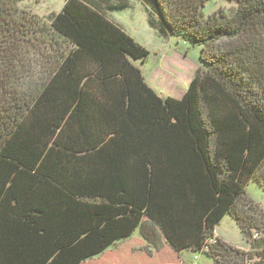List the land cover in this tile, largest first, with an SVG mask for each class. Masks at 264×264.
<instances>
[{
	"label": "trees",
	"instance_id": "1",
	"mask_svg": "<svg viewBox=\"0 0 264 264\" xmlns=\"http://www.w3.org/2000/svg\"><path fill=\"white\" fill-rule=\"evenodd\" d=\"M23 1L0 0V264H83L137 230L157 251L264 264L246 193L264 188V0L207 19L211 0H137L160 37L201 47L181 99L135 65L150 52L110 16L126 0H66L46 21ZM226 216L246 251L216 235Z\"/></svg>",
	"mask_w": 264,
	"mask_h": 264
},
{
	"label": "rangeland",
	"instance_id": "2",
	"mask_svg": "<svg viewBox=\"0 0 264 264\" xmlns=\"http://www.w3.org/2000/svg\"><path fill=\"white\" fill-rule=\"evenodd\" d=\"M65 3L66 0H24L20 8L46 21L48 17L61 12ZM126 3L125 9L114 11L110 16L129 36L150 52L145 63L138 61L134 62L135 65L142 70L145 81L160 97L181 99L188 91L198 70L203 68L200 58L201 47L192 45L181 37H160L149 24L148 10L137 0H126ZM234 8L235 5L226 0H211L202 10V16L207 19L220 9L229 13L233 12ZM35 37L32 31L27 37L31 49L37 51L38 57L51 60L55 56V51L45 44L48 38L42 36L38 40H33ZM246 193L248 198L264 212V188L261 184L255 179L252 180L247 186ZM216 235L241 251L249 248L231 216L224 218L217 228ZM196 256L190 251L180 255L168 246L157 251L141 238L137 230L130 239L83 264H192L195 261L197 264H214L205 255H198V260H195Z\"/></svg>",
	"mask_w": 264,
	"mask_h": 264
},
{
	"label": "built area",
	"instance_id": "3",
	"mask_svg": "<svg viewBox=\"0 0 264 264\" xmlns=\"http://www.w3.org/2000/svg\"><path fill=\"white\" fill-rule=\"evenodd\" d=\"M196 259H197V257H196Z\"/></svg>",
	"mask_w": 264,
	"mask_h": 264
},
{
	"label": "water",
	"instance_id": "4",
	"mask_svg": "<svg viewBox=\"0 0 264 264\" xmlns=\"http://www.w3.org/2000/svg\"><path fill=\"white\" fill-rule=\"evenodd\" d=\"M163 98V97H162ZM116 246V245H115Z\"/></svg>",
	"mask_w": 264,
	"mask_h": 264
}]
</instances>
